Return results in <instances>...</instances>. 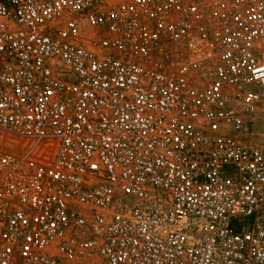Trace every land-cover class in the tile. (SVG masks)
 I'll use <instances>...</instances> for the list:
<instances>
[{
    "label": "built area",
    "instance_id": "2783aa9c",
    "mask_svg": "<svg viewBox=\"0 0 264 264\" xmlns=\"http://www.w3.org/2000/svg\"><path fill=\"white\" fill-rule=\"evenodd\" d=\"M264 0H0V264H264Z\"/></svg>",
    "mask_w": 264,
    "mask_h": 264
},
{
    "label": "rangeland",
    "instance_id": "374dc122",
    "mask_svg": "<svg viewBox=\"0 0 264 264\" xmlns=\"http://www.w3.org/2000/svg\"><path fill=\"white\" fill-rule=\"evenodd\" d=\"M253 139L249 140L254 145H264V112L261 113L253 125Z\"/></svg>",
    "mask_w": 264,
    "mask_h": 264
}]
</instances>
